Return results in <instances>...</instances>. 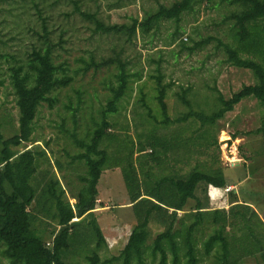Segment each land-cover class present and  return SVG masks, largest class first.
Listing matches in <instances>:
<instances>
[{"label":"rangeland","instance_id":"obj_1","mask_svg":"<svg viewBox=\"0 0 264 264\" xmlns=\"http://www.w3.org/2000/svg\"><path fill=\"white\" fill-rule=\"evenodd\" d=\"M176 1L179 0H80L79 7L86 13H96L97 19L109 27L130 25L134 19L142 20L155 12L160 5L169 7ZM236 8L230 0H205L184 13L178 26L166 21L159 29L147 34L137 31L128 41L124 34L96 31L93 21L74 12L71 0H0V136L4 139L13 136L18 126L19 114L9 68L25 64L29 53L44 46L48 40L55 46L54 62L67 69L66 74L73 82L54 94L57 102L53 108L47 103L40 105L33 141L23 143L16 150L45 148L49 163L40 161L39 166L40 171L47 170L48 173L44 171L41 175L40 172L36 179L42 185L48 180L59 179L67 199L74 205L84 184L80 177L86 175L87 167L84 162L71 163L72 156L82 151L75 146L70 134L74 132L77 138L84 139L94 127L92 120L100 119L117 69L116 66L97 69L95 64L119 54L122 49L121 58L128 59L130 73L138 76L131 77L128 90L117 105V113L108 118L109 134L113 133L117 138L102 144L110 154L108 165L115 163L119 156H128L132 147L136 152L138 143H146L150 133L166 135L173 146L165 156L162 153L160 162L150 156L153 154L150 146L146 147L148 154L131 156L138 169L140 166L152 167L154 173L171 166L180 173H188L194 167L205 171L221 169L226 183L234 188L225 192L226 187L211 186L216 203L212 206L246 202L264 221V153L262 138L254 133L264 113L260 103L254 98L244 99L213 125L190 118L165 127L160 123L162 115L156 99L155 77L161 74L163 84L169 85L165 102L172 121L190 111L209 116L219 107L218 94L228 99L243 85L257 82L252 71L226 61L227 56L219 43L231 42L229 14ZM43 20L49 33L47 38L44 37ZM184 90L190 105L182 101ZM142 97L149 111L142 105ZM173 135L177 136L173 138ZM97 189L94 215L105 238V244L98 250L100 264H121L106 262L121 253L136 224L121 168L104 170ZM49 204L39 205L36 229L51 231L59 228L53 210L39 211L40 207L43 211L47 209ZM193 205L191 202L189 207ZM150 231L148 244L161 231V226L152 223ZM232 231L235 236L242 234L237 227ZM211 232V226L199 228L200 248ZM95 244L96 239L92 236L88 244L70 255L68 260L74 264H87V255ZM2 251L0 244V264H5L7 260ZM263 256L264 253L248 257L241 264H263ZM204 259L203 262L209 264ZM170 260L168 255L169 263ZM158 263L159 255L153 259L148 251L144 264ZM132 264L138 263L133 261Z\"/></svg>","mask_w":264,"mask_h":264},{"label":"trees","instance_id":"obj_2","mask_svg":"<svg viewBox=\"0 0 264 264\" xmlns=\"http://www.w3.org/2000/svg\"><path fill=\"white\" fill-rule=\"evenodd\" d=\"M71 1L74 12L93 21L96 31L124 34L130 41L137 31L147 34L153 29H159L166 21L175 22L178 26L184 13L192 11L195 5L205 0H179L169 7L160 5L142 20L134 19L130 25L109 27H105L97 19L96 13L82 11L79 7L80 0ZM230 2L237 7L229 14L232 22L231 42L219 43L227 56L226 61L237 68L252 71L257 82L243 85L228 99L218 94L219 107L209 116L190 111L172 121L165 102L166 88L169 85L163 84L159 74L155 77L156 99L162 115L160 123L165 127L176 122H186L190 118L200 120L201 124L213 125L248 98L256 99L264 108V0ZM45 26L43 20L44 37L47 38L49 33ZM54 47L46 40L44 46L34 48L29 53L25 64L9 68L10 84L16 97L19 116L17 132L7 139L0 136V244L7 260L5 264H74L68 260L69 256L81 251L92 236L96 239V244L87 255V264H100L98 250L105 244V238L94 215L97 186L104 170L117 167L121 168L136 224L124 249L118 256L107 260V263L132 264L136 261L144 264L148 251L153 259L159 255L158 264H207L203 262L204 258L209 264H241L248 257L257 254L262 256L264 221L255 210H251L249 204L236 202L227 210L212 208L208 204L209 187L223 189L227 186L221 169L205 171L194 167L188 173H180L171 166L154 173L152 167L145 169L140 166L138 169L131 161L134 153L148 154L146 147L150 146L153 152L150 156L160 162L162 153L165 156L169 147L173 146L166 135L150 133L146 143H138L136 152L132 147L128 156H119L115 163L112 160L113 164L108 165L111 161L110 154L102 144L106 140L113 142L117 139L113 133L109 134L111 124L108 118L110 114L117 113V105L126 94L131 77L138 76L130 73L128 59L121 58L122 49L119 54L95 64L97 69L110 66H116L117 69L114 74L115 83L109 88L110 96L101 111L100 119L92 120L94 127L86 133L84 139L77 138L74 132L70 134L75 146L82 151L72 156L71 163L84 162L87 167L86 175L80 177L84 184L75 197V204L67 199L59 179L48 180L44 185L38 182V173H48L47 170L40 171L39 166L40 161L46 160L49 163L46 149L31 147L17 151L16 148L33 141L34 123L40 105L47 103L53 108L57 102L54 94L73 82V78L66 74L67 69L54 62ZM185 92L186 90L181 95L182 101L190 105ZM141 101L149 111L143 97ZM254 133L261 136L264 153V113L260 126ZM191 202L194 205L189 207ZM41 203H50L47 209L44 208L43 211V207H40L39 211H54L53 216L59 227L57 230L35 228V222L39 218L37 210ZM152 223L161 226V231L148 244ZM202 226H211L212 232L207 234L200 248L197 233ZM228 227L231 231H227ZM236 227L241 229L242 234H233L232 229ZM168 255L171 256L170 263Z\"/></svg>","mask_w":264,"mask_h":264},{"label":"crops","instance_id":"obj_3","mask_svg":"<svg viewBox=\"0 0 264 264\" xmlns=\"http://www.w3.org/2000/svg\"><path fill=\"white\" fill-rule=\"evenodd\" d=\"M227 186H228V184H227ZM214 196H215V195H212V191H211V187H210V188H209V191H208V197L210 198L209 201H208V204H209L212 208H225V209L227 210L230 206H232L233 204L236 203V201H234V202H230V203L226 202L225 206H223V207H218V206L213 207L212 205H215V204H216V203H215V199H213Z\"/></svg>","mask_w":264,"mask_h":264},{"label":"built area","instance_id":"obj_4","mask_svg":"<svg viewBox=\"0 0 264 264\" xmlns=\"http://www.w3.org/2000/svg\"><path fill=\"white\" fill-rule=\"evenodd\" d=\"M233 186H226V188H225V192H230V191H232L233 190Z\"/></svg>","mask_w":264,"mask_h":264}]
</instances>
